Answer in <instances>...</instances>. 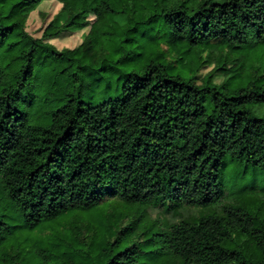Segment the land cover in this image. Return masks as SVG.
<instances>
[{"label":"trees","instance_id":"trees-1","mask_svg":"<svg viewBox=\"0 0 264 264\" xmlns=\"http://www.w3.org/2000/svg\"><path fill=\"white\" fill-rule=\"evenodd\" d=\"M0 264H264V0H0Z\"/></svg>","mask_w":264,"mask_h":264},{"label":"rangeland","instance_id":"rangeland-1","mask_svg":"<svg viewBox=\"0 0 264 264\" xmlns=\"http://www.w3.org/2000/svg\"><path fill=\"white\" fill-rule=\"evenodd\" d=\"M59 9L60 6L56 2H44L37 11L30 14L27 22V31L35 38H40L43 30L50 23ZM116 20L119 24L125 22L123 16L117 17ZM83 33L84 32L82 31H75L74 33L66 34L61 38L51 40L50 43L55 45L58 49L74 48L82 42ZM116 95L117 94L113 92L112 96ZM203 214L204 213L201 211L200 215Z\"/></svg>","mask_w":264,"mask_h":264}]
</instances>
